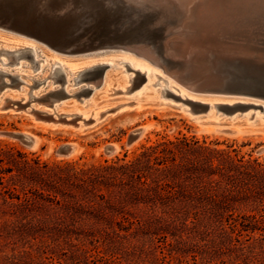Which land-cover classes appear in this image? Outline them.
<instances>
[{"label":"rangeland","instance_id":"1","mask_svg":"<svg viewBox=\"0 0 264 264\" xmlns=\"http://www.w3.org/2000/svg\"><path fill=\"white\" fill-rule=\"evenodd\" d=\"M113 1L71 0L63 23L69 28L76 20L84 22L73 34L81 44L147 43L171 69L188 76L182 71H189L188 64L169 59L161 47L167 27L181 28L173 15L156 6L130 12L123 0ZM253 1L249 26L256 30L255 39H232L251 44L262 57L252 64L230 58L207 63L217 82L206 87L264 94V4ZM37 2L49 6L58 0H0V10L30 17L38 15L30 12ZM159 17L165 22L159 23ZM23 37L37 46L35 57L43 58L45 45ZM111 50L119 49L90 54ZM0 59L8 61L6 55ZM32 64L26 57L6 64L0 60V73H6L0 76L6 83L0 84V95L30 89L27 73L42 80L48 63L42 70ZM119 64L93 68L94 77L77 83L61 70L63 76L30 90L52 87L49 93L61 102L78 93L71 98L79 103L89 97L84 95L89 89L101 86L95 85L96 78ZM125 66L128 74L134 72ZM205 70L191 77L199 80ZM143 77L135 73L132 86ZM128 97L99 92L86 108L103 105L108 111L84 129L72 127L74 118L67 124L61 116L51 125L23 109H0V168L9 170L0 173V264H264V122L249 123L239 105L222 103L220 118L214 119L206 111L191 116L173 99L159 102L142 93L137 104ZM123 101L134 105L118 110ZM199 102L193 108L205 104ZM60 106L72 109L68 103ZM233 109L239 113L235 121L229 119ZM141 126L146 127L140 136L127 143L131 131ZM11 132L34 134L37 140L29 146ZM65 143L74 145L68 155L57 152ZM109 144L117 148L106 154ZM255 219L254 231L241 229Z\"/></svg>","mask_w":264,"mask_h":264},{"label":"bare ground","instance_id":"2","mask_svg":"<svg viewBox=\"0 0 264 264\" xmlns=\"http://www.w3.org/2000/svg\"><path fill=\"white\" fill-rule=\"evenodd\" d=\"M253 2L264 4V0H255ZM71 3V0H67L65 7L70 6ZM123 3L127 4L126 6H129V9L139 7V9L143 8L145 10V8L156 6L158 10L160 9L162 12L170 13V16L173 15L172 17L175 19V23L181 28L176 29L172 26L167 27L168 32L163 36L164 41L162 42L161 47L165 56L169 59L182 60L179 61V63L183 64V66L188 64L186 66L189 71L182 69L184 74L186 72L188 76L183 75L181 70L177 68L171 69V66H169L156 52V47H152L142 41H136L135 43L129 44L128 42L122 43L114 40L113 42L95 43L91 45L81 44L79 46H73V48L68 50H64L46 36L38 33H31L19 24L0 17V54L6 55L8 58L7 62L0 59L3 64L11 61L15 62L20 57H26L33 62L32 67H38L42 70L44 65L48 63V67L45 69L46 71L43 72L44 75L41 76L42 80L38 77L30 76L28 73L25 74V77L29 79L26 80V83L29 85L30 89L47 82L49 78L56 80L59 76H63L61 70L64 71L69 78H72L74 83H77L81 79L89 78L90 80L91 77H94L96 70H92L93 68L112 66L115 62L122 65L110 70H105L102 76L96 78L98 81L95 82V85L101 83V86L89 89V92L84 94H90L89 97L87 99L82 98L79 103L76 99L71 98L73 97L72 95L78 93L67 96L66 99L61 102L60 98L52 97L49 93L52 87H49L46 91H42V89L32 91L23 88L21 89L22 91L16 93L13 91L8 93H6V91L3 92L2 95H0V109H23L22 111L30 114L31 117L35 115V117L52 121L53 123L49 122L51 125H57L56 123H59L62 120L61 116L64 117L63 123L67 124H70L69 122L71 121L68 118H74L72 127L84 129L85 127H91L101 121L106 115L104 112L108 111L103 105L91 104L86 108L91 100H95L94 98L99 92H104L108 96L115 93L129 95V97L133 96L131 99L136 100L133 102L137 104L140 101L138 95L145 93L146 96H155L159 102H166L167 100H164L166 98L178 102L180 101L178 106L179 109L191 116H193L192 111H206L210 113L214 119H218L220 118L218 113L221 109V104L225 103L224 105H226V107L234 105L243 107L242 109L245 111L243 112V116L249 123H252L255 119L264 122L263 93H251L246 90L244 91L235 88L231 90L229 88H223L222 86V88H216V86L215 88H209L205 86L206 84H214L217 82V79L211 77L212 73L208 72L210 67H208L207 63H220L223 60L230 58L242 60V62L247 61V63L252 64V60H254L255 57L261 56L251 44L247 43L255 39L252 33L255 30L254 26L253 28H250L249 26L250 22H254L250 18L253 15L252 12V15L250 14V10L254 11L250 6L252 0H123ZM233 11H236V13H232ZM157 21L159 23L165 22L161 17H159ZM83 23L84 22L77 24L72 32H77L79 28L82 27ZM241 31L246 33L244 34ZM21 35L44 44L45 47L41 48L45 54L44 57L40 59L35 57L37 46ZM233 37L237 41H239L240 38L241 40L246 39L247 42L246 44L238 43L232 39ZM230 39L235 42L231 41L232 43H228L227 40ZM107 49H119L117 51L121 52L111 50L105 54H98L99 56L97 55V57L91 56L90 54L93 51H104ZM65 53H78V55L82 56H75L73 54V56H71V54ZM125 65H129L132 71H134L132 72L133 74L131 73L132 75L127 73L128 69H126ZM205 68L206 70L201 78H199V80L197 78L198 81L193 80L191 73L192 75H197L198 72H201V70H204ZM90 72L91 74L89 76L86 75ZM135 73L144 74L145 78L143 77L144 80L137 86H132ZM3 74L6 73L2 71L0 76ZM18 76H21V74ZM34 79H37V81ZM3 83L5 82H0V84ZM65 89L70 92L68 85ZM198 90H208L213 93L197 92ZM256 90L257 89L254 91ZM262 91L264 90L262 89ZM199 101H202L205 104L198 109H195L196 107L193 108L195 104H201ZM62 103L71 104L72 109L67 110L61 108L62 106L60 105ZM132 105L134 104H130L129 101H123L119 103L116 108L120 110L122 108L132 107ZM189 105L191 107H189ZM256 108H259L260 110H255ZM252 109L255 111H252ZM231 111L229 119L232 121L235 117H239V113L236 112L238 111L237 109ZM113 113L114 112L112 111V114ZM195 117L199 119L201 116ZM37 119L38 118H36V120ZM145 127L146 126L140 127L142 128L141 133ZM24 134H26L27 139L29 140L25 141L29 146L35 144L37 139L34 134ZM68 144L71 145V149L68 153H63L64 155H68L74 149L73 144ZM113 146L114 149L117 148L116 145Z\"/></svg>","mask_w":264,"mask_h":264},{"label":"water","instance_id":"3","mask_svg":"<svg viewBox=\"0 0 264 264\" xmlns=\"http://www.w3.org/2000/svg\"><path fill=\"white\" fill-rule=\"evenodd\" d=\"M67 1V0H66ZM66 1L58 0V2H54L48 6V4L37 2L35 4V7L30 8L31 13H37L38 15H33L28 17L27 15H24L23 17H14L13 14H5L0 10V17H3V19H6L8 21L14 22L22 26L24 29L28 30L31 33H38L40 35L46 36L47 38L51 39L56 43V45H59L62 49L68 50L70 48H73V46H79L81 43H78V41L75 39V35L73 28L81 23L82 21L76 20L71 27H65L64 25V16L67 15V11L69 10L68 7H65ZM44 6V7H42ZM43 8V9H41ZM30 13V14H31ZM13 78V77H11ZM251 92V91H248ZM256 93V92H251ZM142 131V128L137 127L134 130L131 131L129 134L127 143L132 142L137 137H139L140 133ZM9 135L14 137H19L23 139L24 141H29L27 139L26 134L22 132H11ZM71 149V145L68 143H65L63 145H60L57 152L58 153H68ZM114 146L112 144L105 146V153L111 154L114 152Z\"/></svg>","mask_w":264,"mask_h":264},{"label":"trees","instance_id":"4","mask_svg":"<svg viewBox=\"0 0 264 264\" xmlns=\"http://www.w3.org/2000/svg\"><path fill=\"white\" fill-rule=\"evenodd\" d=\"M171 143H174V142H171ZM162 151H167V148L166 149H163ZM168 151L170 152V149H168ZM9 170L7 169H2L0 168V173H4V172H8ZM2 178H0L1 180ZM254 219V217H252ZM256 221L257 219H255L254 221H252L251 225H245V224H242V230H246V231H254L257 227H256ZM236 226V225H235Z\"/></svg>","mask_w":264,"mask_h":264}]
</instances>
